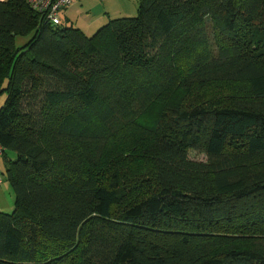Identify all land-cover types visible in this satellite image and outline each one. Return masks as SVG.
Returning <instances> with one entry per match:
<instances>
[{
    "label": "trees",
    "instance_id": "1",
    "mask_svg": "<svg viewBox=\"0 0 264 264\" xmlns=\"http://www.w3.org/2000/svg\"><path fill=\"white\" fill-rule=\"evenodd\" d=\"M137 1H0V264H264V0Z\"/></svg>",
    "mask_w": 264,
    "mask_h": 264
},
{
    "label": "crops",
    "instance_id": "2",
    "mask_svg": "<svg viewBox=\"0 0 264 264\" xmlns=\"http://www.w3.org/2000/svg\"><path fill=\"white\" fill-rule=\"evenodd\" d=\"M0 1H4V0H0ZM133 1L135 2V0ZM94 2L95 0H73L72 4L63 11L62 18H64L65 21L71 26L72 24L74 25L75 22H79L84 18L88 19L92 14V10L97 5L103 6V11L100 14L95 15L91 19L85 21L86 24H88V26H84V24L83 25L76 24V26H79L76 29L82 32L81 30L82 28L84 30L90 28V24L88 22H92L91 23V27H92L95 22H101L104 19L109 20L110 18H115V17L123 18V17L131 16V14H133V10L131 9L127 0H99L100 4H95ZM60 24H62L61 19H60ZM68 24L66 26H68ZM73 25L71 27H73Z\"/></svg>",
    "mask_w": 264,
    "mask_h": 264
},
{
    "label": "rangeland",
    "instance_id": "3",
    "mask_svg": "<svg viewBox=\"0 0 264 264\" xmlns=\"http://www.w3.org/2000/svg\"><path fill=\"white\" fill-rule=\"evenodd\" d=\"M127 1L130 5L131 9L133 10V14H131V16H128V17L136 16L138 1L137 0H135V2L133 0H127ZM94 3L100 4L99 0H95ZM94 3H93V5H94ZM102 11H103V6L97 5L92 10V14L90 15V17L88 19H91L93 16L100 14ZM62 13L63 12L61 11L59 16H60V19L62 20V25L65 26L68 23L65 21L64 18H62ZM118 18L115 17V18H110L109 20L104 19L101 22H95L92 27H91L92 22H88L90 24V28H87L86 30H84L83 28L82 29L79 28V29H81L85 35L92 36L98 29H100L101 27L106 25L110 20H114V19H118ZM88 19L84 18L83 20H80L79 22H75L74 25L72 24L73 28L79 27V26H76V24H79V25L84 24V26H88V24H86V22H85ZM68 26L70 27V24H68ZM28 39H29V37H17L16 41H15L16 46L21 47L22 45H24L28 41ZM5 98H6L5 93L0 96V107L3 105ZM190 158L193 160H198V161L205 160V158L202 155H198V154H191ZM4 171L5 170H4L3 160L1 159L0 160V172L2 173L3 176H2V183L0 185V212L10 214V213H12V211L14 209V195H13V193H12V191H11L7 181H6Z\"/></svg>",
    "mask_w": 264,
    "mask_h": 264
},
{
    "label": "built area",
    "instance_id": "4",
    "mask_svg": "<svg viewBox=\"0 0 264 264\" xmlns=\"http://www.w3.org/2000/svg\"><path fill=\"white\" fill-rule=\"evenodd\" d=\"M29 7L39 15H41L47 22L53 26L60 25L61 11L63 12L68 8L73 0H26ZM4 152L3 147L0 145V158ZM2 183V174L0 173V185Z\"/></svg>",
    "mask_w": 264,
    "mask_h": 264
}]
</instances>
